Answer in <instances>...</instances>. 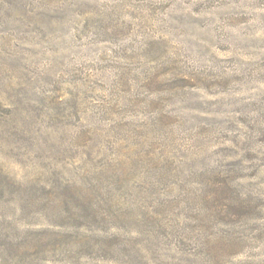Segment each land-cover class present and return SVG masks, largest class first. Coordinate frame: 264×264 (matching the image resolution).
<instances>
[{
  "label": "rangeland",
  "instance_id": "1",
  "mask_svg": "<svg viewBox=\"0 0 264 264\" xmlns=\"http://www.w3.org/2000/svg\"><path fill=\"white\" fill-rule=\"evenodd\" d=\"M0 264H264V0H0Z\"/></svg>",
  "mask_w": 264,
  "mask_h": 264
}]
</instances>
